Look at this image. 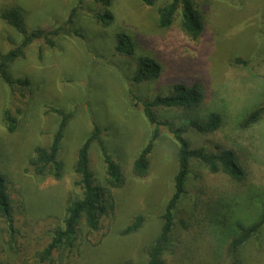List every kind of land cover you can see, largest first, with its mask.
<instances>
[{
    "label": "rangeland",
    "instance_id": "374dc122",
    "mask_svg": "<svg viewBox=\"0 0 264 264\" xmlns=\"http://www.w3.org/2000/svg\"><path fill=\"white\" fill-rule=\"evenodd\" d=\"M109 1L113 20L104 26L95 18L104 12L100 0H0V11L20 12L27 33L63 26L74 9L75 25L83 35H61L53 48L42 41L29 45L24 57L9 66L12 77L28 79V86L9 88L0 79V172L8 180L17 228L10 240L0 219V264H41L37 254L63 217L76 151L94 124L120 165L126 185L114 191L115 211L101 219L100 230L91 233L82 227L76 253L61 264L143 261L173 193L178 146L167 126L161 125L148 175H132V159L153 128L143 115L142 102L169 94L176 82L201 83L205 89L201 113L215 112L223 118L213 134L189 130L185 138L193 147L213 152L234 150L246 177L236 183L192 164L172 236L175 254L167 257L166 264H264V229L260 239L247 243L236 258L229 251L228 232L233 219L255 221L264 206V114L256 124L239 127L250 111L264 105V0H198L204 30L196 40L180 29L178 18L168 29L158 28L156 7L169 0H156L155 7L139 0ZM120 32L133 40L134 57L148 56L161 65L158 79L132 82L135 61L115 51ZM22 40L0 19V53ZM235 59L246 61V67ZM54 109L71 113L58 156L63 164L59 180L37 177L29 162L35 147L51 142L59 122ZM5 111L14 118L12 133L3 121ZM158 114L160 121L168 122L179 112L159 110ZM90 169L96 183H102L104 165L96 143L90 149ZM138 215L144 219L141 229L122 235ZM224 215L228 221L223 230L215 221ZM180 219L193 224L185 230ZM54 260L50 264H60Z\"/></svg>",
    "mask_w": 264,
    "mask_h": 264
},
{
    "label": "trees",
    "instance_id": "16d2710c",
    "mask_svg": "<svg viewBox=\"0 0 264 264\" xmlns=\"http://www.w3.org/2000/svg\"><path fill=\"white\" fill-rule=\"evenodd\" d=\"M100 1L103 2L104 12L95 18L101 25L109 26L113 20V15L109 11L110 1ZM139 1L146 7L156 6V0ZM197 2L198 0H169L156 7L158 28L168 29L178 18L180 29L191 39H198L203 34L204 21ZM75 15L73 9L63 26L48 27L27 33L22 16L16 8L0 11V19L23 36L19 45L6 53H0V79L4 84L9 88L29 85L28 79H14L9 72V66L17 59L23 58L26 48L33 42L42 41L48 48H53L55 39L61 35L82 38V33L75 25ZM115 51L120 55L131 57L135 61V69L131 77L133 83H151L160 77L162 67L155 59L148 56H133L134 43L128 35L118 33ZM234 62L243 67L247 65V62L242 59H235ZM204 98L205 89L201 83L176 82L169 94H158L153 99L142 102L143 115L153 128L145 144L132 159V175L136 178H145L148 175L150 155L159 137L161 125L167 126L177 143L178 150L173 193L160 217L159 231L149 245L143 261L139 264H166L167 257H172L175 254L172 236L177 216L182 212L181 204L187 193V181L193 163L211 174L222 173L236 183L243 182L246 177V172L234 150L217 148L213 152L204 147H193L190 141L185 138L184 135L189 130L198 135H209L223 125V118L218 113H201ZM159 110H174L179 114L171 118L170 121L163 122L159 120ZM53 113L59 116V122L52 134L51 142L47 147H35L34 155L29 162L37 177L51 176L55 180H59L62 178L63 164L58 160V156L71 113L59 109H54ZM263 114L264 105L257 106L243 118L239 127L246 129L256 124L261 120ZM3 121L7 130L12 133L15 130L14 118L8 111L4 112ZM101 133L100 127L94 124L90 134L76 151L74 177L71 182V191L66 198L63 217L52 228L48 244L37 254L41 264L53 263L55 257L61 264L69 255L76 253L82 227L91 233L97 232L101 228V219L115 211L114 191L120 190L126 185V178L120 165L110 156L106 144L101 138ZM93 143L98 145L104 165V181L102 183H96L95 176L90 169V149ZM223 217H225L223 220L218 219L220 222L216 220L215 225L219 223L224 230L228 217L226 215ZM0 219L6 225V232L10 240H14L17 235L15 211L8 193L7 177L1 172ZM143 220L142 216H136L130 224L122 229L121 234L130 235L138 232L142 227ZM180 223L185 230L193 224V222L191 224L184 223L182 219H180ZM230 225L231 231L227 229L231 236L229 251L236 258L247 243L260 239L264 229V206L255 221L246 224L241 220L233 219V224Z\"/></svg>",
    "mask_w": 264,
    "mask_h": 264
}]
</instances>
